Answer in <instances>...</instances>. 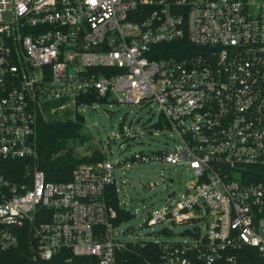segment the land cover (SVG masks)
I'll list each match as a JSON object with an SVG mask.
<instances>
[{
    "label": "built area",
    "instance_id": "1",
    "mask_svg": "<svg viewBox=\"0 0 264 264\" xmlns=\"http://www.w3.org/2000/svg\"><path fill=\"white\" fill-rule=\"evenodd\" d=\"M171 43L176 55L159 47ZM93 92L155 102L165 123L154 128L181 145L132 159L192 171L147 221L184 224V239L152 241L159 254L145 264H264V0H0V167H25L16 179L0 172V252L26 241L36 261L114 264L118 250L144 246L118 237L110 189L131 212L104 152L67 181L37 166L46 105L81 111Z\"/></svg>",
    "mask_w": 264,
    "mask_h": 264
},
{
    "label": "rangeland",
    "instance_id": "2",
    "mask_svg": "<svg viewBox=\"0 0 264 264\" xmlns=\"http://www.w3.org/2000/svg\"><path fill=\"white\" fill-rule=\"evenodd\" d=\"M67 111L72 116L83 114L85 119L82 135L86 139L83 142L77 139L74 143L76 154L84 157L94 151L104 152L106 158L116 164L114 173L119 200L131 212L129 218L118 225V237L126 242L184 239V224L164 221L148 225L147 221L152 209L174 203L185 193L193 180L192 171L185 164L138 162L132 159L137 153L152 156L156 152L174 151L181 145L174 130L165 126L152 127L158 120L165 123L158 105L155 102L138 105L106 101L94 103L81 111L72 107L48 111L47 117L62 118ZM127 145L129 150L118 154ZM148 183L152 187L143 191V185ZM163 228H167L171 234L163 233Z\"/></svg>",
    "mask_w": 264,
    "mask_h": 264
},
{
    "label": "trees",
    "instance_id": "3",
    "mask_svg": "<svg viewBox=\"0 0 264 264\" xmlns=\"http://www.w3.org/2000/svg\"><path fill=\"white\" fill-rule=\"evenodd\" d=\"M179 43L163 44L159 47H167L171 49L167 54L176 55L174 46ZM173 49V50H172ZM106 97H99L97 92H93L87 96L79 98L80 102L104 103ZM62 101H53L46 105V110L50 111L51 107H58ZM84 115L76 113L72 116L67 111L65 117H43L39 118L38 124V149L39 158L37 166L46 173V177L50 181L60 182L71 179L75 168L82 163H96L104 158V154L99 151H94L91 155L80 157L76 154L74 143L77 139L83 142L86 137L82 135L85 127ZM158 125L163 126L158 120L152 124V127ZM88 137V136H87ZM0 167V172L4 173L10 179H16L25 172V167L22 161L4 162ZM110 202L118 210L119 219L127 220L130 216L128 212H124L118 208V199L110 189ZM117 220V221H118ZM159 254V249L156 243L146 241L144 246L135 244L126 249H121L116 252L114 264H145V260H156ZM86 258H75L71 262L65 260L64 254L61 253L49 261L33 260L29 254L26 241H23L20 247L8 251L0 252V264H85Z\"/></svg>",
    "mask_w": 264,
    "mask_h": 264
},
{
    "label": "water",
    "instance_id": "4",
    "mask_svg": "<svg viewBox=\"0 0 264 264\" xmlns=\"http://www.w3.org/2000/svg\"><path fill=\"white\" fill-rule=\"evenodd\" d=\"M127 150H129V146H128V145L125 146L124 149H122L121 151H119L118 154H122V153H124V152L127 151ZM142 189H143V191H148V190H149V188H146V187H143Z\"/></svg>",
    "mask_w": 264,
    "mask_h": 264
}]
</instances>
